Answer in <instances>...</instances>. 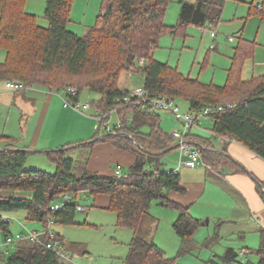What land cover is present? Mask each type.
<instances>
[{"label":"trees","instance_id":"trees-1","mask_svg":"<svg viewBox=\"0 0 264 264\" xmlns=\"http://www.w3.org/2000/svg\"><path fill=\"white\" fill-rule=\"evenodd\" d=\"M27 1L0 0V47L7 53L6 60L0 63V80L59 90L74 86L80 94L89 89L101 94L92 104L107 110L122 106L121 76L126 70L138 68L135 72L151 97L186 101L190 111L196 113L207 107L224 106L210 116L214 122L212 136L236 140L264 159V75L251 80H244L242 75L246 61L254 56L255 41L239 39L224 85L203 83L156 60L154 55L164 35L175 34L185 26L200 27L213 22L211 12L215 10L222 16L227 0H103L96 23L85 35L69 29L74 0H47L46 27L39 23L36 14L26 10ZM174 2L180 5L179 24L171 26L166 17ZM251 12L264 22V0L260 5L253 2ZM142 57L147 58L146 63L139 65ZM228 103L235 107H226ZM131 115L133 121L129 123L127 118ZM118 116L124 122L123 129L105 132V136L99 133L74 147L92 149L99 142H109L132 152L135 162L122 177L87 168L77 175L74 158L66 155V148L47 153L56 164L55 172L26 168L30 154L12 151V139L0 136V213L24 210L28 220L46 226L50 218L55 223L76 224L78 202H66L61 210H53L52 206L66 193L87 190L93 197L107 194L111 197L109 209L117 214L118 225L134 233L126 264H179L177 258L167 257L155 240L140 234L144 221L153 220V201L162 200L181 212L174 224L181 238V253H191L196 246L192 244L201 221L168 196L172 191L186 192L181 175L161 167L162 157L176 144L174 137L163 130L158 111L124 106ZM144 127H149V132H144ZM188 139L191 144L205 146L202 157L210 169L219 171L225 165H234L224 153L211 149V138L190 133ZM149 165L155 171H149ZM260 190L264 197L263 189ZM23 193L26 196L19 195ZM9 224L0 218V230L6 237L11 234ZM57 238L60 239L58 235ZM44 240H50L49 236ZM15 248L8 254L6 264H62L63 257L41 244L24 241ZM256 253L260 256L258 263L243 264H264V230ZM236 259L237 253L229 248L224 260Z\"/></svg>","mask_w":264,"mask_h":264},{"label":"rangeland","instance_id":"rangeland-1","mask_svg":"<svg viewBox=\"0 0 264 264\" xmlns=\"http://www.w3.org/2000/svg\"><path fill=\"white\" fill-rule=\"evenodd\" d=\"M252 1L227 0L222 21L215 26L211 25L210 22L206 24V27L189 25L178 29L177 35H164L156 49L155 59L163 63H169L171 66L177 67L181 73L199 79L203 83L224 85L228 78L227 69L230 66V57L234 53L233 47L238 45L240 31L244 27V39L256 42L254 56L247 60L244 76L248 78L253 74L264 73V22L257 14H249V6L246 2ZM102 3L103 0H98V2L96 0H91V2L90 0H76L69 29L79 35H85V27L90 28L96 23L97 17L101 13ZM168 9L166 23L171 26L178 25L179 4L174 2L170 4ZM211 14L215 17V10ZM39 20L44 21L45 25L41 24L42 26L49 25L44 15L41 19L39 17ZM230 37H235L234 42L229 40ZM5 60L6 52L0 47V63ZM253 69L256 73H253ZM132 72L135 75L131 78L134 80L135 85L133 86H131L133 80L129 83L126 80L127 75H132ZM120 85L128 90L133 89L141 85L140 76L135 74V71L126 70L121 76ZM32 87L35 86H30V88ZM53 90L58 91L59 89L54 87ZM80 96L81 102L85 103L100 98L101 94L85 89ZM176 104L182 113L190 111L188 102L177 100ZM92 113L93 110H89L86 115H81V113L80 115L89 118ZM159 113L162 119V128L165 132L172 134L174 131L184 130L182 124L171 112L160 110ZM202 118L199 120L201 127L200 125L194 126L192 133L201 137H210L212 132L208 128L211 127V124L207 118ZM117 120V116L113 115L112 122L116 123ZM96 122L97 126L92 119L86 120L85 128H80L81 138H92L98 134L100 122L98 120ZM87 125L92 127L89 133H87ZM143 131L149 132V127H144ZM100 134H104V131ZM90 154L91 148L89 147L70 150L66 153L67 156L74 158L75 173L77 175H82L87 168ZM179 159L178 150L168 152L162 157V170L177 169ZM25 167L47 172H55L56 170V164L52 162V159L46 153L30 154ZM123 167L124 174H127L129 167L127 165ZM147 168L155 171V167L152 165ZM208 195H214L216 200L215 205L208 208V212L211 208L214 212L213 216L231 213L235 220H238L230 228L224 230L222 228L223 237L218 243H216L217 237L215 235H221V230L216 229V227L221 223H218L220 222L218 218L207 216L202 219V223H205V225L199 228L195 234L192 245L195 244L196 246L193 252L183 255L180 249V238L173 228V223L170 222L171 208L161 205L159 200H154L151 206L152 214L159 219L157 233L151 224L152 220L146 219L140 234L148 240H152L155 236L157 245L166 252L167 257L177 258L179 264H222L223 259L216 252L225 254L223 248H233L237 253L236 261L226 262L224 260V264L258 263L260 256L256 251L259 249L261 242V228L264 224L262 218L259 220L258 215L249 213L245 209L244 202H239L238 196L223 190L220 186L214 191L209 188ZM209 196L207 197L209 198ZM95 198L89 192H86L85 196L80 195L76 200L85 210H77L76 224L48 223V225L50 224L51 233L60 236L62 239L65 248V253L62 255L64 256L62 264H124V260L130 252L129 245L133 230L118 226L117 214L114 211L110 209L99 210L92 207V205H95ZM236 203H239V205ZM237 205L240 207V211L237 210ZM5 217L11 218L9 229L13 235L22 231L43 232L47 229L46 224L42 222L28 220L26 218L27 212L24 210L5 213ZM21 222L24 223V226L21 225ZM236 230H240L242 233H237ZM234 232H236V235L233 234ZM5 235V232L0 230V264H6L8 254H12L16 249V244L7 245L4 243ZM244 248L249 252L243 253L242 249ZM209 259L212 261L209 262Z\"/></svg>","mask_w":264,"mask_h":264},{"label":"crops","instance_id":"crops-1","mask_svg":"<svg viewBox=\"0 0 264 264\" xmlns=\"http://www.w3.org/2000/svg\"><path fill=\"white\" fill-rule=\"evenodd\" d=\"M96 1L98 2V0ZM253 2L260 5L262 3V0H253L252 2H246V4L249 6L250 15L253 14V12H251V4ZM75 3L76 0L74 4ZM46 5L47 0H28L26 10L29 13L36 14L41 19V17H43L44 15ZM168 12L169 10L167 11V16ZM72 13H74V5ZM222 17L223 13L222 16H220L216 12V16L213 17V22H209L211 25L215 26L220 21H222ZM39 22L40 24L45 25L44 21L42 22L39 20ZM206 24L201 27H206ZM85 30L87 32L88 28L85 27ZM243 30L244 27H242L240 31L238 40L240 38H244ZM86 32H84V34ZM172 35H177V33ZM234 40L235 37L230 41L234 42ZM233 49L234 53L232 57H230L231 61L230 66L227 69V75L228 70L231 68L232 58L235 54L236 47H233ZM156 51L154 52L155 54ZM246 64L247 61L244 65L242 73L244 80H251L254 77L264 75V73L253 74L251 77L246 78L244 76ZM133 73L134 72H132V75H127L126 80L128 83L133 80L131 79L133 76H135ZM253 73H256L254 69ZM137 81L139 82V80ZM142 83L143 81L141 79V84ZM133 85H135L134 80L131 86ZM120 87L122 90L127 89L123 88L121 85ZM58 91L53 89L50 90L41 86H35L23 91L15 92L7 88V84L5 81L0 80V136L10 137L15 144V148L36 150L41 149L48 151L66 148V153L70 150L78 149L74 146H77L82 142H88V140L91 141L93 138H95L100 133V128H98V134L94 135L92 138H81L80 134V128H85L87 119H92L97 126L96 119L90 117V115H92L94 112L89 115V118L82 117L81 115L83 114L80 115V113L73 108L65 106L64 101L62 100ZM77 99L81 100L80 94ZM203 118H207L209 120L211 127L208 129L212 132V128L214 125L212 118ZM80 122L82 123L80 124ZM199 125L201 127L200 123ZM91 128L92 127L90 125H87V133L91 131ZM170 135L172 136V134ZM212 135L213 133L210 134V137H204L207 139L211 138V149L224 153L226 157L233 160V162H235L236 164L233 163L234 165H225L223 168H220L219 171H215L207 167L204 160V164L196 168L182 167L179 173L181 175V181L187 190L185 193L172 191L169 192L168 196L170 201L177 203L181 207L187 209L193 218L201 221V227L205 225V223H202L203 218L207 216L218 218L220 221L218 223H221V225L216 227V229L218 228L219 230H221V235H215V237H217L216 243H218V241H220V239L223 237L222 228L223 230L226 228H230V226L237 223L238 220H235L233 214L231 213H228L227 215L213 216L214 212L211 208L208 212V208L214 206L216 203L214 195H208L209 188L211 189V191H214L220 186L223 190L234 193L239 197V202H244V206L246 207L245 209L248 210L249 213L258 215L259 220H261L262 218V220L264 221V197L260 190L261 188L264 190V186L261 187V185H263L264 183V159L236 140H233L229 137L215 138L213 137L214 135ZM174 140L175 143H177L175 144L172 151L178 150L179 153V143L176 139ZM177 145L178 147L176 148ZM195 146L200 148L201 153L202 149H205V146L202 147L199 144H195ZM135 158V155L130 151L119 149L109 142H99L91 149V154L87 162V169L89 171L99 172L105 175H114L116 169L118 167H121L124 174L123 166L127 165L130 168L135 162ZM52 162L55 163L54 161ZM19 195L26 196V194L24 193ZM27 196H30V194H27ZM207 196H209V198ZM159 201L161 205L167 206L166 203L162 200ZM110 202L111 197L109 195L99 194L98 196H96L95 205H92V207H95L99 210L109 209ZM236 204L239 205V203ZM238 205L237 210L240 211L241 209L240 207H238ZM168 207L171 208L170 222L173 223L174 228V224L180 217L181 212L179 209H176L173 206ZM150 214L151 218H153L151 224L153 225L154 231L156 230L157 233V230L159 228V219L152 214L151 210ZM262 225L263 227L261 228V232L262 230H264V224ZM236 232L242 233V231L240 230H236ZM236 232H234L233 234L236 235ZM154 237L152 238L153 240H155ZM59 238L62 241L60 236ZM223 249H225L226 254L229 248ZM242 252L246 254L249 251L244 248L242 249ZM216 254L223 259L221 263L224 264L225 254H218V252H216ZM211 261L212 260L209 259V262ZM124 264H126V259L124 260Z\"/></svg>","mask_w":264,"mask_h":264},{"label":"built area","instance_id":"built-area-1","mask_svg":"<svg viewBox=\"0 0 264 264\" xmlns=\"http://www.w3.org/2000/svg\"><path fill=\"white\" fill-rule=\"evenodd\" d=\"M233 39L234 37H230V40ZM145 63H146L145 58L140 59L139 65L140 64L143 65ZM132 71H136V69H132ZM7 88L12 91L19 92L29 89L30 86L24 85L20 82L9 81L7 82ZM58 92L62 100L64 101L66 107L73 108L77 112L85 115L87 111L93 110L94 113L90 115V117H93L94 119L100 122L99 124L100 133H102V131H104V133L105 132L114 133L117 132V130L119 129H123L124 122L119 118L118 113H119V109L124 106H136L152 111L163 110V111L171 112L181 122L184 128V130H177L172 133L174 139H176L179 143L178 149H179L180 159L178 162V168L175 169V172L177 173H179L182 167L196 168L204 164L200 148L191 144L190 140L188 139V135L191 133L192 128L194 126H199L200 118L210 117L211 115L220 112L225 108L224 106H211L205 108L202 112L199 113L190 112V111L187 113H182L179 106L176 104L175 100H169L165 97L149 96L148 91L146 90L143 83L130 90L124 89L122 97L119 99V101L122 103V106L110 107L107 110L98 107L96 105H93L91 101L82 103L81 100L77 99L79 97L80 92L75 87H67L64 90H59ZM226 107L233 108L235 107V104L228 103ZM113 115H116L118 118L116 123L112 122ZM132 121H133V116L131 115L129 118H127V122L130 123ZM128 136L132 138L131 135ZM115 174L118 177L124 176L121 167H118L116 169ZM86 192L89 191L83 190L80 191L78 194L66 193L63 196L62 200L58 201L52 206V209L61 210L63 209L64 204L66 202H71V201L76 202L79 196L80 195L85 196ZM78 210H84V208L81 205H78ZM0 218L4 222H11V218L5 217V213H0ZM49 222H54V220L50 218L48 223ZM21 225L24 226L23 223H21ZM45 236H49L50 240L48 241L44 240ZM24 241L41 244L47 249L54 251L57 255L64 257L62 256L65 253L62 241L58 239L55 234L51 233L50 224L47 225V229L45 231L40 233L36 231H30V232L22 231V232H18L15 235L11 234L5 238L4 243L7 245H11Z\"/></svg>","mask_w":264,"mask_h":264},{"label":"water","instance_id":"water-1","mask_svg":"<svg viewBox=\"0 0 264 264\" xmlns=\"http://www.w3.org/2000/svg\"><path fill=\"white\" fill-rule=\"evenodd\" d=\"M106 135V134H105ZM104 135V136H105ZM178 145L176 146V148ZM14 152H20V153H28V154H35V153H48V150H36V149H25V148H13L11 149ZM166 152V151H165ZM263 185H261L262 187Z\"/></svg>","mask_w":264,"mask_h":264}]
</instances>
